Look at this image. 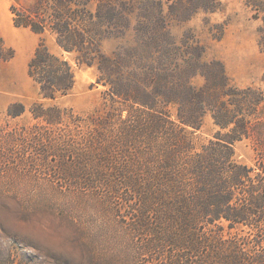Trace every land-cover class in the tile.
<instances>
[{"label": "rangeland", "instance_id": "rangeland-1", "mask_svg": "<svg viewBox=\"0 0 264 264\" xmlns=\"http://www.w3.org/2000/svg\"><path fill=\"white\" fill-rule=\"evenodd\" d=\"M38 1L0 0V31L6 54L13 55L0 59V264H161L153 251L140 254L149 239L132 234L134 219L127 204L110 198L100 184L85 181L91 180L86 171L106 174L94 167L104 163L96 151L99 140L95 145L90 143L93 138L87 143V135L101 132L99 122L106 119L113 122L111 131L117 132L129 112L123 108L119 113L118 104H112L108 87L98 81V66H79L77 55L61 49L54 33L39 35L15 24L12 8L36 20H51L60 10L49 4L37 9ZM215 2L214 11L194 9L186 0L183 7L171 0H96L91 9L96 11L100 3L104 6L98 29L105 55L130 61L132 67L143 60L164 62L172 69L187 65L200 53L217 73L212 62L223 64L231 86L257 92L258 106L243 122L248 136L234 143L230 168L250 174L257 186L255 194L264 204V186L256 177L259 173L264 178V13L258 11V6L264 8V0ZM35 7L36 13H30ZM41 40L74 69V88L55 101L44 100L29 76ZM119 68L122 74H132L127 65ZM205 83L202 75L192 80L197 88ZM230 132L207 115L196 142L204 146L219 133ZM118 141L109 136L104 142L112 146L106 165L129 161L125 157L124 163V145ZM248 181L242 194L251 190L253 183ZM249 220L252 224L233 227L223 222L220 242L225 252L242 251L247 264H264V207L255 208Z\"/></svg>", "mask_w": 264, "mask_h": 264}, {"label": "trees", "instance_id": "trees-1", "mask_svg": "<svg viewBox=\"0 0 264 264\" xmlns=\"http://www.w3.org/2000/svg\"><path fill=\"white\" fill-rule=\"evenodd\" d=\"M95 1L56 0L52 3L39 0L37 9L46 8L48 4L51 8L60 7L51 20H36L12 8L17 26L30 28L39 35L50 31L56 35L61 49L77 55L75 60L79 66H98V81L108 87L112 104H118L119 113L123 108L129 112L117 132L111 131L113 122L106 119L99 122L101 132L94 137L90 133L87 135V143L91 138L93 145L99 140L96 151L100 152L104 163L94 167L106 174L98 169L86 171L91 180L86 178L85 181L91 185L100 184L110 192V198L127 204L134 219L130 225L132 234L149 239L142 244L141 255L153 251L161 264H247L242 251H224L220 235L223 222L231 227L252 224L249 218L255 208L264 207L263 198L255 194L257 186L250 174L240 168H230L234 143L248 136L243 132V122L258 106L259 95L252 88L241 91L231 86L223 64L212 62L211 65L218 68L217 73L203 62L200 53L187 65L176 64L172 69L164 62L143 60L132 67L130 61L105 55L101 51L98 29L104 6L100 3L93 11L91 6ZM171 1L183 7L185 0ZM186 1L194 9H215V0ZM258 7V11L264 13V8ZM35 11L36 7L30 13ZM109 15L112 16L111 10ZM107 19L110 23L111 18ZM6 52L0 31V59L13 57ZM121 64L132 68V74H122ZM198 75L206 79L201 88L192 85ZM29 76L47 101L67 96L75 86L71 63L53 53L44 40L29 64ZM127 106L133 112L126 109ZM11 109L12 106L9 112ZM59 111L58 108L56 112ZM145 111L148 112L145 114ZM207 115L221 130L231 132L219 133L215 141L199 146L196 133L202 130ZM109 136H115L118 143L124 145L122 159L124 163L125 157L129 161L122 162L121 166H113V162L106 165V162L110 164L107 160L112 154V146L104 145ZM107 167L111 173L107 172ZM256 177L264 186V178L259 173ZM246 179L253 183L248 195L242 194ZM240 194L247 196L243 200ZM216 258L220 259L218 263Z\"/></svg>", "mask_w": 264, "mask_h": 264}]
</instances>
